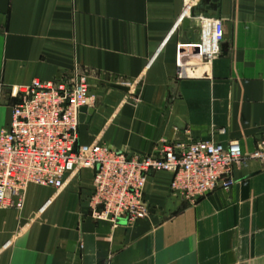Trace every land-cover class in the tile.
Wrapping results in <instances>:
<instances>
[{"label":"crops","instance_id":"obj_1","mask_svg":"<svg viewBox=\"0 0 264 264\" xmlns=\"http://www.w3.org/2000/svg\"><path fill=\"white\" fill-rule=\"evenodd\" d=\"M219 1L192 18L195 0H0V131L18 87L84 75L94 112L79 145L144 156L210 140L252 153L264 136V0ZM203 19L222 22L220 54L202 66L180 49L178 79L179 46L199 42ZM233 176L228 192L190 204L170 192L169 174H152L148 214L133 226L91 218L90 169L59 191L29 186L22 211L0 210V264H264V166Z\"/></svg>","mask_w":264,"mask_h":264},{"label":"built area","instance_id":"obj_2","mask_svg":"<svg viewBox=\"0 0 264 264\" xmlns=\"http://www.w3.org/2000/svg\"><path fill=\"white\" fill-rule=\"evenodd\" d=\"M200 34L199 42L179 46L178 79L187 74L180 49L193 50L202 66L211 65L220 54L222 22L203 19ZM16 92L9 126L0 131V210L22 211L29 186L59 191L69 174L90 169L91 218L133 226L148 214L144 190L152 174H169L170 192L193 204L216 190L228 192L236 184V166L250 161L264 166V136L248 155L238 142L224 147L210 140L166 144L144 156H128L105 144L79 145L80 109L94 105L84 75L34 79Z\"/></svg>","mask_w":264,"mask_h":264},{"label":"water","instance_id":"obj_3","mask_svg":"<svg viewBox=\"0 0 264 264\" xmlns=\"http://www.w3.org/2000/svg\"><path fill=\"white\" fill-rule=\"evenodd\" d=\"M196 3V8H193L192 12H191V16L192 18L195 17L196 14V9L197 6L200 5H204L206 6L205 10H212L214 12H218L219 11V7H220V1L219 0H195ZM199 10V9H197ZM190 25V19H184L182 21V29L184 32H186L189 28ZM116 89L125 92L127 94L132 93L131 88L129 87H124V86H113ZM94 110L93 109H88V108H81L80 109V115H79V122L80 123H84V122H88L90 119V116L93 114Z\"/></svg>","mask_w":264,"mask_h":264}]
</instances>
